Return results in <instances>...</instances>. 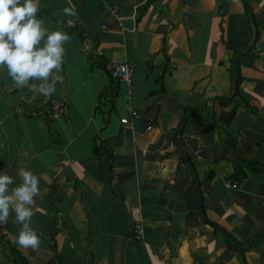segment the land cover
I'll return each mask as SVG.
<instances>
[{
    "label": "crops",
    "instance_id": "0c3cea01",
    "mask_svg": "<svg viewBox=\"0 0 264 264\" xmlns=\"http://www.w3.org/2000/svg\"><path fill=\"white\" fill-rule=\"evenodd\" d=\"M39 2L71 39L50 95L0 68V170L39 176L41 242L11 211L0 264H264V0ZM51 99L61 119L30 115Z\"/></svg>",
    "mask_w": 264,
    "mask_h": 264
},
{
    "label": "clouds",
    "instance_id": "9594fccd",
    "mask_svg": "<svg viewBox=\"0 0 264 264\" xmlns=\"http://www.w3.org/2000/svg\"><path fill=\"white\" fill-rule=\"evenodd\" d=\"M39 0H0V68L6 66L8 75L18 87L31 86L33 78L41 81L46 95L55 91L56 71L62 67L66 48L64 42L71 34L59 28L50 30L38 15ZM63 12L76 15L74 6ZM52 77L49 80V77ZM22 181L0 170V223H6L11 211L20 223L16 242L36 249L41 237L31 224L32 205L40 191V178L32 169H19Z\"/></svg>",
    "mask_w": 264,
    "mask_h": 264
},
{
    "label": "built area",
    "instance_id": "2783aa9c",
    "mask_svg": "<svg viewBox=\"0 0 264 264\" xmlns=\"http://www.w3.org/2000/svg\"><path fill=\"white\" fill-rule=\"evenodd\" d=\"M104 68L108 75L114 80L125 81L128 86L131 85L132 67L127 64H121L116 62H108L104 64ZM67 111V103L65 100L51 99L48 102L42 104L41 106L34 108L30 111L32 117H44L48 120H58L61 119ZM132 116H136V111H131ZM122 124H127L129 122V117H123L120 119ZM195 154L199 158L200 150L195 151ZM226 186L229 188H236V184L231 181H226ZM139 214V210H136ZM133 236L139 238L142 234L141 219L137 218L133 230Z\"/></svg>",
    "mask_w": 264,
    "mask_h": 264
}]
</instances>
